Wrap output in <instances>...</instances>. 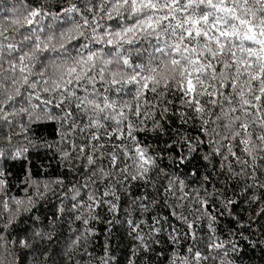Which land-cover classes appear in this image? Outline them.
Returning a JSON list of instances; mask_svg holds the SVG:
<instances>
[{"label": "snow or ice", "instance_id": "snow-or-ice-1", "mask_svg": "<svg viewBox=\"0 0 264 264\" xmlns=\"http://www.w3.org/2000/svg\"><path fill=\"white\" fill-rule=\"evenodd\" d=\"M45 122L65 173L42 179ZM245 245L264 251V0H0V264H242Z\"/></svg>", "mask_w": 264, "mask_h": 264}, {"label": "trees", "instance_id": "trees-1", "mask_svg": "<svg viewBox=\"0 0 264 264\" xmlns=\"http://www.w3.org/2000/svg\"><path fill=\"white\" fill-rule=\"evenodd\" d=\"M58 125L54 122H45L39 125L34 133L35 138H43L47 142L53 145L52 150L42 149L39 151V154H34L30 157V166L34 173L40 174V178H55L61 174L65 173V168L59 162L58 156L56 154V144L59 141V135L56 133ZM11 172L17 176H23L21 171V166L19 163L11 165ZM18 182L14 180V183ZM55 198H52L50 203H46L43 208L40 209V213L43 215H51L55 211ZM105 219L107 215L103 214ZM75 227V225H73ZM97 229V235L94 237L95 241V251L97 253L101 252L102 245L106 238V225L104 223H97L95 225ZM112 245L115 249L117 246L119 250L116 251V255L121 256L124 252L127 251V246L130 244V241L124 236V229L117 226L113 230L112 236ZM51 247V245H48ZM242 264H264V251H261L260 248L252 249L251 247L245 245L242 249Z\"/></svg>", "mask_w": 264, "mask_h": 264}]
</instances>
